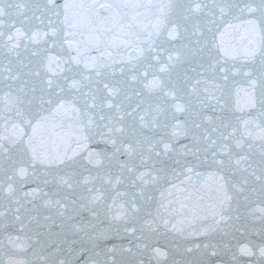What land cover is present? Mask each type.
<instances>
[{"label":"snow or ice","instance_id":"snow-or-ice-1","mask_svg":"<svg viewBox=\"0 0 264 264\" xmlns=\"http://www.w3.org/2000/svg\"><path fill=\"white\" fill-rule=\"evenodd\" d=\"M250 229L264 0H0V264H220Z\"/></svg>","mask_w":264,"mask_h":264},{"label":"water","instance_id":"water-1","mask_svg":"<svg viewBox=\"0 0 264 264\" xmlns=\"http://www.w3.org/2000/svg\"><path fill=\"white\" fill-rule=\"evenodd\" d=\"M226 245V247L219 246L224 253V259L220 264H242L245 258L254 254V249L255 254L259 255V248L264 247V245L257 246L256 233L251 229L247 236L240 234L236 238L228 239ZM259 264H264V256H259Z\"/></svg>","mask_w":264,"mask_h":264}]
</instances>
